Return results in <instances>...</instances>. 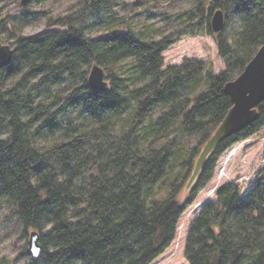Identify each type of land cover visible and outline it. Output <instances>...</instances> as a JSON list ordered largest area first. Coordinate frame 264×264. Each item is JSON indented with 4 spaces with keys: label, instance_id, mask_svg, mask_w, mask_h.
I'll return each instance as SVG.
<instances>
[{
    "label": "trees",
    "instance_id": "16d2710c",
    "mask_svg": "<svg viewBox=\"0 0 264 264\" xmlns=\"http://www.w3.org/2000/svg\"><path fill=\"white\" fill-rule=\"evenodd\" d=\"M192 1L175 14H152L164 30L176 28L157 40L143 31L118 33L116 18L104 36L52 18L44 32L23 36L43 14L23 6L11 22L19 35L13 62L0 69V201L26 235L41 234L43 254L28 264H153L175 242L220 158L264 130L263 103L259 119L209 155L179 200L233 106L225 85L264 44V0ZM111 3L87 2L93 27L105 24ZM218 10L226 21L216 34ZM198 34L215 37L226 66L220 75L198 60L166 66L164 52ZM126 60L133 74L122 76ZM95 63L107 71L108 92L88 84ZM192 139L197 144L189 147ZM163 187L172 190L158 200ZM185 256L189 264H264V166L248 193L237 182L216 190L190 226Z\"/></svg>",
    "mask_w": 264,
    "mask_h": 264
},
{
    "label": "rangeland",
    "instance_id": "374dc122",
    "mask_svg": "<svg viewBox=\"0 0 264 264\" xmlns=\"http://www.w3.org/2000/svg\"><path fill=\"white\" fill-rule=\"evenodd\" d=\"M90 0H38L31 2L26 9L31 12L43 13L38 21H29L23 28V36H36L46 30L47 22L52 18L62 28L67 26H82L89 35H106L109 25L114 18L119 20L116 25L117 32L126 30L143 31L149 40L161 39L166 33L175 31L171 26L164 30L162 22L152 14H175L192 6V0H112V11L105 14V24L93 27L96 18L86 9ZM21 0H0V42L15 48L18 38L14 32L12 21L20 17ZM130 23H128V22ZM15 23V22H14ZM127 24L129 27H127ZM178 36L175 34V37ZM165 64L182 65L185 59L203 61L206 69H211L215 75H220L225 69V62L220 57L215 37L210 34L197 36H183L164 52ZM122 76L133 74L131 60L122 62L118 68ZM159 110L156 115L158 116ZM189 142V147L197 144L196 139ZM264 166V130L252 138L233 146L219 160L213 180L198 195L193 206L181 219L177 238L173 245L153 264H189L185 256L187 234L192 222L198 216L202 207L215 198L216 190L226 182H237L241 185L243 194L248 193L256 174ZM155 187V192L159 190ZM186 184L181 188L179 200L187 197ZM172 189L158 191V200H164ZM190 190V189H189ZM30 233V232H29ZM29 234L26 235L24 227L15 218L6 201H0V264H28L26 255Z\"/></svg>",
    "mask_w": 264,
    "mask_h": 264
},
{
    "label": "water",
    "instance_id": "95a60500",
    "mask_svg": "<svg viewBox=\"0 0 264 264\" xmlns=\"http://www.w3.org/2000/svg\"><path fill=\"white\" fill-rule=\"evenodd\" d=\"M33 0H21V5L27 7ZM225 14L218 10L212 17L211 27L218 34L225 28ZM16 49L11 45L0 42V69L9 66L14 59ZM90 88L99 92H108L110 82L107 71L97 63L93 64L88 76ZM225 93L232 101V108L224 121L217 128L209 141L203 146L197 158L193 175L186 187L189 190L196 182L209 155L226 139L243 132L255 123L260 116L258 108L264 103V44L245 70L224 87ZM43 254L41 234L37 230L29 233L26 255L39 259Z\"/></svg>",
    "mask_w": 264,
    "mask_h": 264
}]
</instances>
